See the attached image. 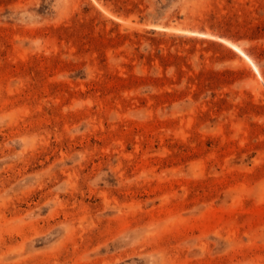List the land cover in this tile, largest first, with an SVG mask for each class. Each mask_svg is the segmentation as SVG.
Returning a JSON list of instances; mask_svg holds the SVG:
<instances>
[{
    "label": "rangeland",
    "instance_id": "rangeland-1",
    "mask_svg": "<svg viewBox=\"0 0 264 264\" xmlns=\"http://www.w3.org/2000/svg\"><path fill=\"white\" fill-rule=\"evenodd\" d=\"M0 264H264V0H0Z\"/></svg>",
    "mask_w": 264,
    "mask_h": 264
},
{
    "label": "bare ground",
    "instance_id": "bare-ground-1",
    "mask_svg": "<svg viewBox=\"0 0 264 264\" xmlns=\"http://www.w3.org/2000/svg\"><path fill=\"white\" fill-rule=\"evenodd\" d=\"M156 28L158 29H163V27H160V26H155ZM168 31H175V32H179V33H184V34H197V35H202V36H209V37H213L215 39H218L222 42H225L226 44H228L229 46H231L232 48H234L236 51L240 52L247 60L248 62L252 65L255 73L257 74V76L262 79V75L259 71V69L256 67V65L253 63L252 59L241 49L239 48L238 46H236L235 44L223 39V38H220V37H215V36H211V35H207V34H200V33H195V32H190V31H183L180 27L178 28H167Z\"/></svg>",
    "mask_w": 264,
    "mask_h": 264
},
{
    "label": "water",
    "instance_id": "water-1",
    "mask_svg": "<svg viewBox=\"0 0 264 264\" xmlns=\"http://www.w3.org/2000/svg\"><path fill=\"white\" fill-rule=\"evenodd\" d=\"M183 31H189V30H185V29H182ZM190 32H193V31H190ZM196 33V32H195Z\"/></svg>",
    "mask_w": 264,
    "mask_h": 264
}]
</instances>
